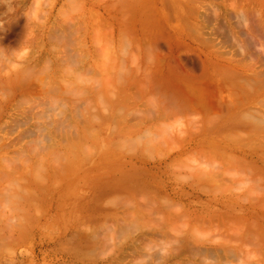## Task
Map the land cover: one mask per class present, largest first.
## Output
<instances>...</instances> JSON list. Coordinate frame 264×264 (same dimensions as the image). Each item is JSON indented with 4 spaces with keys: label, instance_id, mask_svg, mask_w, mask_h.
Masks as SVG:
<instances>
[{
    "label": "rangeland",
    "instance_id": "rangeland-1",
    "mask_svg": "<svg viewBox=\"0 0 264 264\" xmlns=\"http://www.w3.org/2000/svg\"><path fill=\"white\" fill-rule=\"evenodd\" d=\"M42 22H46L47 25L45 26L46 35L51 34L49 38L50 41L47 39L48 42L47 48L49 53L47 57L50 66L49 89L51 91L48 92L47 104L49 106L46 105V107L47 106L50 107V105L51 107L53 106L54 110L53 108L52 109L50 108L52 113L47 117L48 113L51 111H49V108L47 110L45 109L46 110L45 112L47 111L49 112L47 114L45 113L46 115L45 117L47 118H44L43 114L41 115V113H39L40 111H35L41 108L36 106V104L39 105L38 103L40 102L39 99H37L39 97V95H37L39 94V92L36 89V87L35 89L33 88L29 89L33 91V93L37 91L36 95L38 97L35 95H33L32 97L31 95L33 93L31 94L30 93L31 91L29 90H23L21 85L18 86L16 84L15 86H13L14 84L13 85L11 84L13 87H11L10 85V87L8 88L6 86L9 85V83L2 85V82H0L1 83L0 113H4V114L6 113L5 112L6 108L9 106V104H6L7 102L9 103L11 102L13 104V105L10 104L12 105L11 110L8 111L9 113L4 116V120L1 121L2 123L0 122V229L2 230L4 228L3 226L5 225L7 226V223H9L10 226L15 224V226H13L15 228L17 225L23 224L24 226L22 225V227L25 228L24 231H20L16 228L18 231L16 232L17 234L16 233L14 234V237L16 236V238H19L18 241L14 242L15 238L14 241L10 240L9 238L8 241L6 240V243H2L0 245V264H163V263L173 264L175 261H176L175 263L177 264L180 261H182L183 263L185 261L186 264H188V262L191 261L192 259L193 260L191 262L193 263V261L196 258L198 259L203 255L200 256L199 254L197 257L195 256L192 257L191 255L193 254L189 253L191 254L190 257L187 256L188 254V253L186 254L187 251L186 252L183 251L184 253L180 251L182 252L181 255L182 254L183 255L182 256L179 255L180 253L177 252L178 251L177 248H179V250L181 249L180 246L182 244L180 245V243L182 241L181 239H183L182 235L184 236L186 231L189 233L188 234L186 233L185 235L186 236L188 235L187 237L190 239L196 236L193 239L196 241L198 240L202 242L203 240V242L207 241L206 243H211V244L216 243L220 245L228 244L227 246L231 245L232 246L231 248L238 251V253L240 249L244 250V254L241 253L242 252L241 250L240 253L242 257L244 255L246 260L245 259L242 260L244 257L240 258V260L242 261H239V259L237 260L234 259L232 260V262L234 261L232 264H264V253H263L264 242L263 243L261 242L264 236H262V234L260 235V233H262L261 232L262 228L264 231V225H263L264 209L261 210V208H264L263 205L264 196H262L264 195V191L263 193L261 192L262 198L259 197L260 199L259 198L253 199L258 197L257 194L260 193L261 189L264 187L263 180L260 181L262 183L258 182V184L260 183L259 185L261 187L255 184L257 181H259V179L260 180L263 179L260 178V175L261 173H262L261 176L264 175L263 172L264 170L259 171L261 173L254 172L253 174V172H251V169H253L252 171L259 170L257 168L262 167V164L264 165L263 162L264 153H262L264 151V148L262 147L263 151L261 149H258L261 143H258L257 141V137L259 134L258 130L260 129L256 130L258 132L257 133L252 128L248 129L250 127L247 128L245 126L244 127L239 126L238 128V127H232L231 125L228 124L226 127V122H224V120L225 121L231 120V116H232L231 112L229 115L230 117L227 115V113L228 110L233 111V109H231L232 106L230 104H232L233 106L234 104L233 102L232 103L230 102L233 100L240 101L247 97V95L243 91H245L248 88L247 85H249L250 87V85L253 82L252 79L257 78V80L259 81V78L261 77V79L264 80V0H0V78L17 76L18 73L21 72L20 69L21 66H23V62H25L26 59L31 57L34 52H37V50H39L38 45L35 44V47L37 48L36 49L33 46L27 45L26 40L29 39L31 34L35 36L37 35L36 37L38 38V36L44 33V29L43 27H41L43 26ZM145 30L148 32V34H146ZM52 39H54V41ZM49 48L50 49L52 48L51 50L54 53L55 51L59 50V52H57L59 54L57 55V53L55 54L52 53V51ZM66 48L67 49L72 48V50L70 49L71 50L70 51L69 49L67 50ZM66 51H68V53L70 51V54L72 56H74L76 53V56H74L73 60L71 59L70 56L67 55L63 56L64 53L67 54ZM72 51L73 52L75 51L74 54ZM36 55L39 54L36 53ZM55 55H56L55 57L56 59L54 58ZM58 56H61L62 57L61 59L64 60L66 58L63 57H69V58H67L65 61L62 60V63H60L61 59ZM70 59L72 61H70ZM150 59L152 60V62H150L151 61ZM149 62L151 63V67L148 68L146 64L150 66ZM241 63H243L247 67L243 66V64L242 67L238 66L241 65ZM235 64L237 66H234ZM232 66L235 68H233ZM244 67L246 68L247 72H242L245 71ZM151 68L154 71L153 73ZM238 68L240 70H238ZM47 69H48V64H47ZM148 69L149 70L151 69L150 71L152 75L150 74L149 71L145 72ZM229 69L232 70V73L229 72ZM158 70H160L159 73ZM215 70L218 71V73L221 72V74L225 75L224 78L227 76V80H230L229 82L231 83H229V85L227 84L228 82H225L227 85L223 83L222 82L223 76L220 74H219L220 76H218ZM214 71L216 72V74H214ZM238 71L241 72L238 73ZM144 72L149 73L151 76L148 75L146 77L147 74L145 75ZM205 73L207 74L204 75ZM243 73H244V77L248 79L243 80L244 79ZM208 74L212 76L211 77L212 79L210 80L208 79L209 77ZM202 76H204V78ZM233 76L235 77L239 76V77L233 78ZM240 76L243 79L240 78ZM184 77L186 78L187 81L189 80L192 83V85H190L189 82L187 83V81H183L185 80ZM201 77L203 80H201ZM216 77L218 78L220 77L221 81H219L218 78ZM232 78L234 79V81L232 80ZM241 79L243 80L244 83L241 81ZM224 80H226V78ZM182 81L185 84H183ZM218 82L219 83L222 82L221 84H223L224 89L226 88V86H228L227 88L230 90L229 87L231 84L234 85V87H237L236 88L237 90L240 87L241 89L238 90L240 91V93L239 92H238L239 94L234 93L237 92V90L233 91V89L235 90V88H232L230 90L234 93V94L232 93L233 95H231V93L230 94L228 93L230 91H228L227 93H225L226 90L222 92L221 89L223 88L221 84H219ZM247 82L248 83L251 82V84H247ZM259 82H262V80ZM194 83H196L197 90L199 89L200 91L201 90L203 91V89L201 88L202 87L204 88V92L203 94L201 92V94L204 95L203 97L206 96V99L201 97L200 94H198L197 97L200 96L201 98L200 100L205 99L206 101L209 102V106H211L212 105L211 103H213L212 106L215 107L214 108L211 106L213 111L215 110L217 112V110L219 111L223 110V112H219V111L217 112L218 117L217 115L214 116V113H212L213 111L210 110L208 106L207 107L209 111H212L211 114H208L209 111L207 109L206 110L208 112L204 110L205 108H207L206 105L208 104H206L203 101L204 104H206L203 105L202 101H201L202 103H199L200 100L198 98L197 99L193 98L194 94L192 93L194 92V89L192 90L189 89L190 90L189 92L192 91L191 93L187 92L186 88H188V86L195 85ZM201 83L203 86L201 85ZM217 83L220 85L219 87H221L220 88L221 92L219 91L218 93L216 92L219 90L218 89L219 87L217 88L218 86ZM254 84H256V82H253L252 85ZM232 85L231 87H233ZM259 85L262 87L261 84ZM243 86L244 87L247 86L245 87V90H243L244 89ZM257 87L259 86H256V91L258 90L257 92L259 93L258 95L261 99V102L260 101H259L260 103L253 102V100L256 102L257 101L256 99H259L258 95H256V97H254L255 99H253L252 101H248L249 99L252 98V96L250 97L248 94L250 98L249 99L247 98L246 100L247 102H245V104L242 105L244 108L241 107V110H243V113L246 111V113L243 114V117L244 116L246 117L248 115L246 117V120L248 119L257 122V124L260 123L262 125L260 127H262V129L264 130V114H263L264 91L261 94L260 93L261 91H259L261 87H259V89H257ZM61 88L62 90L64 89V91L58 90ZM191 88H195V86ZM21 89H22L21 94L23 93L22 94L23 99L21 97V94L19 93ZM261 89L264 90V88ZM200 91H196L194 93L197 94V92ZM249 91L246 93H250L252 91L255 94H257L256 91H254V89H251L250 92ZM25 92H26V96H24ZM27 92L30 93L31 95L30 94L27 95ZM206 92H209L211 94L212 93L214 94L216 92L218 96L219 93L221 94L224 93L222 96H220V100L221 99L225 100L228 95L229 98L227 97V99H233V97L235 98L237 95H239L240 100L233 99L227 102V105H229L230 107H227V105H225V102L227 100L225 102L222 101V104L217 106L218 102L219 103L221 102L220 100H218L219 97L217 96L218 98L215 99L216 97L215 94L213 98L212 97L213 95H210L209 93L207 94ZM252 92L251 94L253 95L254 93ZM172 93H174L176 96ZM180 93H182V95L183 93H185L184 98L185 100H187L186 102L184 101V98ZM187 94L189 95L188 97ZM171 95L172 97L174 95L177 100L171 98L170 97ZM179 95H181L183 99H181L180 98L181 96L179 97ZM209 95L211 96L210 98H208ZM177 97L183 100L185 104L180 99L178 100ZM189 97H191V99H194L191 100V102L195 100L197 101L193 103L195 104L194 105L195 108H193L191 106V102L188 101ZM112 99H114V101ZM171 100L177 101L178 104L177 106L176 105L175 106L178 107V109H174L175 106H173L174 103L176 104V102H173V105H170L172 104V102H170ZM76 101L79 102L75 103ZM178 101H180L183 106L188 105L190 107L188 106H186L187 108L185 106L183 107L181 103ZM20 102H22V104ZM196 103L199 105H196ZM77 104H79V106L81 107L80 109L78 107L76 109V111L78 110V112H75L73 111L74 110L73 108L74 107L76 108ZM201 104L202 107L205 108L199 110V108H201L200 106ZM32 105H35V108L38 107L34 111L37 114L39 113L38 117H40L41 115L40 119L43 116L44 118L43 121L39 122L38 120L40 119L36 118L35 120L32 121V124L30 125L24 126L25 125L24 124L22 126L21 125L18 126V124L20 123L16 121L19 122L22 121L21 118H23V116L19 115L20 114L19 110L12 111V109L15 107L16 109L24 110ZM66 105L68 107H66ZM180 105L182 106V108H180V110L182 109L181 111L179 110ZM197 106L200 107L196 108ZM71 107L73 108L71 109ZM66 108L71 109L72 111L71 110L69 111L72 114L74 113L72 115L70 112L69 113L67 112L68 114H71L69 120L65 118V116H67V113L63 114V112H60L61 110L63 111L64 109L66 110ZM193 109H197L195 110L196 113L193 112L194 111ZM202 110L203 112L205 111V113L208 114L207 118H206V114L202 115V113H199L202 112ZM253 110L255 111V115L258 116L259 122L257 117L253 114L254 113L252 112ZM236 112L238 111H233L232 113L235 114ZM248 112L251 118L249 114H247ZM11 113L12 115H10ZM60 113H62L64 117L62 115L63 119L61 116L59 119H61V121L63 120L67 122V125L65 124V122H63L67 128L70 127L68 125L69 123H71V121L76 122V123L72 122L73 125L71 123L72 126L69 128L70 132L67 130V128L65 129L63 125L64 128L63 135L68 134L64 136V138L67 139L70 133L71 135L74 134L73 131L71 130H73L74 129L73 127L75 126V128L78 129L79 132L75 131L76 129H74V131L76 133L78 132L79 134H77L78 137H76L77 135L75 133L73 137L75 136V138L78 139L77 141L79 142L76 145V143H74L76 142V140L74 138H73L74 140H72V136L71 137L69 136L68 139L71 140V141L69 140L70 142L67 141L68 139L67 140L65 139V141L67 142L64 141L65 142L64 144L62 142L61 146L57 145L58 148H61L63 150L64 149L67 150L69 145H70L69 148L72 147L71 150H74L73 146L75 147L76 145L74 152L69 151V153H71L70 155L75 154L77 160H75L76 159L75 157L69 159V163L64 160H62L64 162L60 163L59 159L55 161L54 166L56 164H60V165L62 163L65 164V166L63 167H67V168L66 170H64L66 172L63 171L64 173H68L67 169L69 168L73 171L72 173H68L69 174L68 179H66L67 176L65 174L64 176L66 177L63 178H65L66 180L64 179L63 181L62 180L63 178H61L63 187L58 194V197L61 201L58 203L52 202L51 204L50 196L47 199L48 201H43L39 198V197L43 198L44 196H46L49 190L48 188L50 189L54 188V187H49L50 176L53 173L52 168L54 167H50L51 161L49 162L48 159L49 156L48 157L46 156L47 152L46 149H44L46 148L47 145L46 142L49 141V138L51 137L48 131L50 127L44 129L43 125L45 124V120L52 118L53 120H55V118L56 120H58L57 118L59 117ZM78 113L80 114L79 119L76 120L79 121H76L74 118L76 115H78ZM53 114L54 115L58 114L57 115L58 117L52 116ZM106 114L108 115L109 118H107ZM221 114L222 115L226 114L227 117L226 118L225 117L222 118L223 116L219 117L221 116ZM51 116L52 118H50ZM113 117L114 118L120 117V118L119 119L117 118L118 119L117 122V120L115 119L113 120ZM214 117H217L218 121H221L219 122L220 124H218V126H215V124L218 122L215 120L216 118L213 119ZM233 117L234 116H232V118ZM14 118H16V120ZM202 118L206 120L203 121ZM220 118L221 120H219ZM193 120H195L196 122ZM209 120L216 121V122H211L213 124L215 123L214 126L216 127V129L215 131L213 129L215 133H213L211 129L214 126L209 122ZM49 121L46 123L47 127L48 124L50 123ZM61 121L58 120V122ZM68 121L70 122L68 123ZM38 122L41 123L40 127L43 126L41 129L47 131L45 133L49 134L50 137L47 134H45L46 135L45 138L43 137L44 132L40 130L39 127L40 124ZM51 122L53 121L51 120ZM113 122H115V125L117 126H114ZM193 122H195L196 125ZM36 123L39 124L37 127H36L37 125ZM81 123L83 124L81 125ZM183 123H185L186 125H184ZM209 123L211 124V128H209V130L211 129V132L210 131L209 132L212 134H209L207 132L208 131L207 128L208 126H210ZM21 124L23 123L21 122ZM53 125L51 126L54 127ZM88 125H90V127L92 125V127L86 128V126ZM194 125L200 128L198 129L200 132H202L201 136H199L200 134L198 135L195 133L197 127L195 128ZM30 126H32L31 130H30L31 128ZM257 127L260 128L259 126ZM36 128L39 129L41 133ZM201 129L204 131H202ZM234 129H237L236 130L238 131L237 133L241 131L243 133L245 130L246 131L250 130L251 132L253 130L254 132H256L257 134V137H255L256 141L255 138L254 139L251 138L252 140L250 139L251 137V135L249 134L250 131H248L249 133L247 132L250 135V137L246 134V132L243 133V136L245 137V139L248 138L251 140V142L253 141L252 142L253 144L258 143V147H257L258 150L256 149L254 150V147L252 146L253 144L250 145L253 147L252 150L251 148H249V145L248 147L245 148L243 146V143H245L248 140L245 141L242 134H239L241 135V139H240V136L236 134V131L235 132L232 131ZM238 129H241V131ZM255 129L257 128L255 127ZM26 130H30V132L28 131V133L25 134L29 135L32 130H33L32 133L34 134L29 135L28 138L26 136V138L23 139V141L21 140L20 142H17L15 144H13L10 141L9 137L13 136L14 133H20ZM34 130L37 131V134L39 132V135H37L36 132H34ZM115 130H117L116 133L114 132ZM147 130L149 131L148 138L146 136ZM263 130L262 133L264 134ZM131 131L132 133H130ZM227 131L232 132V134H230ZM180 132L182 133L184 132L183 134L186 136V138L184 137V135H182V133L180 134ZM225 132L228 133L227 135L230 134L233 136L231 137L226 136L227 138H225L224 137ZM52 133L57 135V132L55 133L54 129ZM262 133H260V135ZM110 134L113 136H111ZM149 134L152 136H150ZM234 134L237 135L236 137H239L238 138L239 140L235 139L236 142L237 140L239 141V143L237 142L239 145L236 142L232 143L234 139L232 140L231 138H236L234 137ZM256 134L253 133L252 136ZM139 136L141 138L140 142H142L143 140L142 138H144L145 136H146V140L150 138L148 141L152 140V142L148 143L147 141H145L144 138V142L139 144V140L137 141V138ZM46 137H49L47 141H46ZM52 138L50 139L49 142L50 144L56 142L59 143L62 141L61 138H58L56 142H52L51 140L55 141L57 139L54 137V135L52 136ZM59 139L61 140L59 141ZM130 139H132L133 141H130ZM262 139H260L259 141H262ZM119 140H121L120 141L121 147L119 144ZM243 140L244 142H242ZM72 142L75 145H73ZM240 142L242 143V146L240 145ZM251 142L248 141L247 143H251ZM113 143H115L116 146H118L119 144L118 148L117 147L115 148L114 147L115 145ZM224 143H226L227 145H224ZM247 143H245L244 145H246ZM263 144H264V140H263ZM65 145H67L66 146L67 148L65 147ZM231 145H233V147H231ZM119 147L121 148L122 151L119 149ZM235 148L236 150L237 149L238 150L236 151ZM247 148H249L251 151ZM200 149H204V150L201 151ZM215 149H219L216 150L218 151V153L215 151L219 155V157L220 154L222 153V152L219 153V151H225L228 155L229 153L230 155L231 154L234 155V151H235L234 157L233 155L231 156L229 155L232 160L231 163H234V165H232L230 162L229 163L226 162L232 166L231 167L229 165L231 169L228 167L230 169L228 172L229 174L228 175L226 174L227 169L226 170L223 169L225 170L224 174L227 175V176L224 175L226 179L224 178L223 179L225 181H221L222 180L221 177L223 176L218 177L216 176V174L217 175L219 174L218 170H222V169L217 170V167L225 168L228 166L224 162H222V164L223 165L226 164L225 167H223L222 164H219L222 161V157L225 158L228 157V155H226V153L224 152L225 154L224 155L222 154L223 156L221 155L220 157L221 160L217 159L218 162L219 161L220 162L216 163V160H212V158L217 155L213 156L209 153L207 155V151H213ZM215 152L212 153L215 154ZM249 154L251 156H249ZM239 155L241 159L244 157L243 160L240 159ZM250 157L252 158L249 159ZM236 158L238 161L235 160ZM259 158L261 159L263 158V160L258 164L257 159ZM245 159L251 160L252 162L250 163V161L247 160L251 164L249 165V163L246 161L248 164L246 165L248 167L245 168L246 169L249 168L250 171L249 169L245 170V168L239 169L240 167L246 166L245 164H243L246 162H241L242 163L241 164L239 160L245 161ZM224 160L225 159H223V161ZM226 160L228 159L226 158ZM70 161H72L71 162L72 164H70ZM237 162L240 163V167ZM73 163L75 164L78 163L79 166L77 165L74 166ZM68 164H70L71 166L70 165L68 166ZM236 164H238V166H236L237 170L234 169ZM214 165L217 166L216 169L212 168ZM109 167L111 168V170ZM112 167L114 168L112 169ZM145 168H147L151 172V174L152 172L158 174V175L152 174L154 175L153 178L155 179L156 177L157 179L154 180L151 177L152 176L151 174L150 176H146L148 175L147 174L148 172L147 170H145ZM204 168L206 169L212 168L213 170L208 169V170H212V172L210 171V175L215 172L216 174L215 173L214 174L217 178L211 175V177H213V179H211L212 181L210 180V178H209L210 181L207 180V178L209 177L208 175L209 172L206 171L208 177L205 178L204 176L205 173L203 174V176H201L202 173L199 175L196 174L198 179L201 178L199 180H203L205 178L206 181L210 183L216 182L218 183L216 184V186H221V185L223 186L226 183L228 185L226 187L225 184L224 187L226 188L223 190H227V191L222 192V188L224 187L221 186V190L220 187L217 188H219V191H221L222 193L219 191L217 192L218 189L216 190V186L214 187L213 185L212 187L213 189H212L211 188L212 184L211 186L208 184L209 185L208 186L206 182L204 183L201 182L202 184L200 183V185H198L202 188L195 186L199 183H196L198 180L196 176H195V180L193 181L194 179L193 175L195 173H198L197 171L199 169L203 171ZM47 169L51 171V172L49 171L48 176H46L48 171ZM155 170L158 171L159 173L156 172ZM138 171L141 172L139 173ZM142 171L145 173H143ZM222 171H220V173L223 174ZM238 171L241 174H239ZM73 172H75L74 175ZM139 174H141V176L144 179L141 178ZM237 174L240 176L243 175V177L239 178ZM257 174H259L258 177ZM46 177L47 179H49L47 182L48 184L47 183L45 184V180H47ZM126 177L128 178V180H126ZM145 177L146 178L150 177L152 179L151 180L150 178L145 179ZM160 177L161 178L163 177L162 180L166 179V182H164L163 180L162 183V185L164 184V186L162 185L158 186L159 184H161L162 181ZM191 177H193V179ZM130 178L132 183L134 182L135 179L136 182L138 181V178H140V183H143L142 184L143 188L141 187V184L140 185L138 184L139 183L138 181L137 185L134 186L137 187L139 185L140 190L135 189L136 188L135 187L133 191L132 190L133 185L130 181ZM141 179H143L142 182ZM144 180H146L145 183ZM152 180L155 182L157 180L160 181H157L159 182V184H155L153 182L155 184L154 186V184L151 185ZM218 180L219 182H217ZM122 181L123 182L130 181L131 186L130 183H128L129 185H126V189L127 190L130 189L129 191H127L126 189L121 190L125 188V184H126L123 183ZM147 181L149 182L150 186L149 188L146 189L147 187L146 185L148 184ZM105 182L109 184L111 183L113 186L112 187L111 185L108 186ZM120 182H122V185L120 184ZM135 182L133 184H135ZM244 182L246 183V185ZM44 184L48 185L45 186V189H44ZM103 185L105 187L101 188ZM143 185L146 187H144ZM203 185L205 186V188L206 185L209 188H211L209 191L211 192L213 191L212 192L213 194L211 193L212 194L211 195L209 194L210 192L209 193L206 192V190H208L209 188L207 187L208 189L206 188V190H204ZM243 185H245V187L248 189L243 188L244 187ZM55 186H58V184ZM67 186L69 187L67 188ZM119 186L121 187L124 186V188H121L119 190ZM127 186L132 187V189L127 188ZM157 186L162 189L160 188L158 189ZM249 186L251 190L249 189ZM65 187L67 188V190L65 189ZM163 187H166V189ZM144 188L146 189L147 192L151 193V194L148 193L149 194L148 197H151L150 195H152L156 198L155 199L156 200L155 202L157 204L156 206L154 205L155 202H153V205L151 204L148 205V208L144 206L143 203L146 199L145 200L143 199L147 198L146 196L148 195L147 194L145 196V194L143 193V191L145 192ZM231 188L233 190L235 189L236 192L242 188L244 190L246 189V191H244V193L238 192L240 195L239 194L235 195V192L232 191ZM99 189H101V191ZM149 189L150 191H148ZM163 189L165 193L162 192V194L161 193L159 194V192L163 191ZM214 189L216 190L215 192L218 193L217 195L216 194L214 195ZM257 189H260V191L258 190L259 191L258 192ZM155 190L156 191L160 190V191L156 192ZM138 191L140 192L138 193ZM7 192L8 195L6 196ZM121 192L124 194L127 193V195L125 194L124 196ZM129 192L132 194V197ZM141 192L145 197L140 198L139 201L143 200L142 201L143 203H139V201L137 202L138 199L137 197H134L135 200L132 199L134 194L138 195L139 197L142 194ZM167 192L169 194L174 193L175 195L180 197L181 200H177V202L174 203V206L177 205V203L178 206H180L181 208L184 205L187 206V208L185 207V211L187 209V212L184 211L183 213L185 214L187 213L189 220H187L186 218L187 215L186 216L184 214L181 215L182 210L184 209L183 207L182 210L179 209L181 212L179 216L178 214L173 213L174 216L175 215L178 216L177 218L178 220L174 217L175 221L173 220V222H177L178 224L174 223L177 225H171L170 219H173V217L172 218L169 217L170 213H172L174 210L176 211L177 208L176 206L175 207L173 206L171 208L173 211L166 212L168 210L166 209V207L170 204V202H168L166 199L168 204H165L166 206L165 207L164 206L165 200L162 199L166 198L165 195H167ZM203 192L206 194H204ZM230 192H234V195L233 193ZM117 193H119L120 195L118 196ZM247 193L249 195H251L252 193L256 194L255 197H248L249 200L253 199L254 201L252 200L250 202L240 201L245 194L247 195ZM160 195L162 196V199L160 198L161 197ZM98 196H101L99 198L102 199L104 198V196L107 197L106 199H111L108 197L113 196L111 200L113 199L117 200L121 196L123 198L125 197L124 199H126L129 196L131 197L132 202L130 198L129 197L128 198L132 203V205H135L133 203V200L136 201L137 206L135 205L134 207L135 208L138 207V209L137 208L136 210L132 209L134 207L130 204L128 198L127 200L129 203L127 204V200H123V205L120 202L122 199L121 200L118 199L117 202L115 201L112 202L111 200H108L109 203L112 202L111 205L109 203L104 204L107 201L104 199V203L103 204L100 203L102 206L99 204L101 207L100 208L97 205L98 202L96 203L97 201L96 198H98ZM187 196H189L188 198L190 199H187ZM36 198L38 199L35 201ZM244 198L242 200H244ZM79 199H83V200L80 201ZM255 200H257L258 202H256ZM74 201H78V205L71 204V202ZM160 201L161 203H159ZM179 201H181L182 204L184 203V205H182L181 202ZM252 202L254 204H252ZM140 204H143L142 205L144 206L142 207L143 209L147 208L146 210L148 212H146V214H143L144 213L143 210L141 212ZM161 204H163L164 207ZM170 205L172 206V204ZM153 207L155 211L153 210ZM127 209L129 212L131 210L133 212L130 213L128 211L126 212ZM203 209L212 216L210 215L211 217H209L208 213L206 214V212ZM135 211L137 212L135 213ZM201 212L204 215H202ZM199 213L203 216V217L201 216L202 219L207 217L206 219L209 221H207L206 219L202 220L199 218L200 221L202 220L205 222L206 220L205 223L207 225L208 223L209 224L212 223L213 225L217 221L218 223L220 221V223L219 224L216 223L217 225H213L215 226L214 230L213 228L211 229V225L205 227L206 229H204L203 226L205 223L202 222L201 224V222L198 220L197 217ZM229 214L233 215L231 217L232 221L230 220L231 223H229L227 218ZM165 216L170 218L168 220L170 223L169 225L168 223L166 224V222H168L167 221L168 218L165 219L164 218ZM171 216L173 215L171 214ZM184 216L186 218L184 221L189 223L187 225V223L185 222L186 224L184 223L182 226L181 223L183 219L181 218H184ZM213 216H214L213 221H215V223L212 221ZM215 216L218 220L217 219L215 220ZM238 216H240V218H243V221L245 223L247 222L246 223L247 225L245 226L246 230L242 229V231L245 230L244 231L245 233L244 232L239 233L241 228L240 230L235 229V226L236 228L239 226L237 224V221L241 220V219L237 220ZM221 217L222 219L220 220L219 218ZM180 219L181 222H178ZM28 220H30L31 222L34 221L33 227H32V223ZM253 220L254 222L256 220L255 224L258 223L257 227L259 229V230L254 229L253 231L255 232L256 230L260 232H255V233L250 232L249 234V231H252L250 229V226L252 224L251 221L253 222ZM196 222L198 223L197 226L195 225ZM244 222H242L241 220V222L238 223H241L243 228H245L243 225L245 224ZM199 223L203 226H201ZM232 223H234V225ZM193 224L195 225V227ZM220 224L223 225V227H225L227 230L229 228L231 230L228 231L226 229L224 230L222 226L220 228ZM255 224L253 223L254 226ZM159 225L169 226V227H163V226L161 227ZM258 225H260V227ZM124 227L126 229H124ZM152 227L161 228V230L163 228L164 229L169 228L170 231L167 232L168 233L171 232V233L170 235H168V233H166L165 235L164 232H166V229L165 231H159V229L156 228L158 231L156 229L153 230L154 231L156 230V232L158 233H162V234L164 233V234L163 236H161L162 234H160L159 236L158 233L155 235L152 233L154 232L152 230ZM148 230L152 232L148 234L147 233ZM219 231L221 232L219 233ZM96 232L98 233L99 236L98 240H96L97 237ZM190 232L192 235L190 234ZM224 232L226 233L227 236L229 235L230 239L232 238V240L228 241L229 237H227L228 240H225L226 238L222 240L223 238L222 236L224 235ZM235 232L236 235L239 233L241 238L233 241V238L235 237L233 234ZM146 233L147 235H145ZM251 233L255 235L259 233V237L261 236L260 239H258L259 237L257 235H256L257 237L254 235L255 239L253 240L254 236L252 238ZM142 234H144L143 236H147L148 238L151 236V238L153 239L150 240L151 238L150 239L146 238L148 239L147 241L144 240L142 241V239H144L141 238L143 237L141 236ZM246 235L248 237H246ZM164 236H166L168 239L165 238L164 240V238H160ZM168 236L173 239L171 238L169 239ZM177 237L180 239V243L178 242L179 244L178 246H176L175 251L179 254L175 252L174 255L176 256L178 255L180 257L175 256V258H172L174 257L173 255L174 253L173 251L175 249L174 245H176L174 240L176 241V239H178ZM198 238H200V240ZM212 239L215 241H213ZM220 239L222 241H220ZM256 240L258 241L255 242ZM1 241L3 240H0V242ZM217 241L220 242L217 243ZM224 241L226 242L223 244ZM241 242L244 243L241 244ZM253 242L257 244L254 245ZM259 242L260 244H263V246H261ZM133 243L136 245V247L140 246V248L139 247L136 248L137 251L134 250L133 247L135 246L132 245ZM256 246H258L259 248H257ZM159 251L160 254L158 253ZM171 251L173 253H171L170 256L171 260H170L169 255ZM154 252L156 253L157 256L160 255L161 257H155ZM167 255L168 258H165L167 257ZM184 255L185 258H181ZM207 255L208 254L204 255L203 258H199L198 260L202 259L200 261L203 264V260L205 259L204 264L206 263L208 264V261L211 260L213 256V258L214 257L215 258L213 259V263L210 262L211 264H215V262L216 264H219L217 263L220 261L219 259H222L221 260L222 262L220 261L221 264H223V261H225V263L226 262L231 263V260L228 261L222 257L215 255H210V256ZM205 256L208 257L209 259L208 261H206L207 257ZM161 261L163 263H160ZM244 261L245 262L248 261L249 263L248 262L244 263ZM182 262H180L179 264H181Z\"/></svg>",
    "mask_w": 264,
    "mask_h": 264
},
{
    "label": "bare ground",
    "instance_id": "bare-ground-1",
    "mask_svg": "<svg viewBox=\"0 0 264 264\" xmlns=\"http://www.w3.org/2000/svg\"><path fill=\"white\" fill-rule=\"evenodd\" d=\"M42 24H43V26H41ZM42 24H41L40 26L43 27V29H44V33H43L42 35L38 36V38L36 37L37 35L35 36V35L31 34V36L29 37V39L26 40L27 45H29V46H33L34 48H36V47H35V44H36V45H38L39 50H37V52H34L33 55H32L31 57H29L28 59L25 60V62H23V66H21V69H20L21 72H19L17 76H15V77H13V76H9L8 78H7V77H6V78H0V82H2V85H3V84L5 85V84L9 83V85L6 86V87H8V88L10 87L11 84H12V85L14 84L13 86H15V85L17 84L18 86L21 85V87H22L23 90H29V89H32V88L35 89V87H36V89H37L38 92H39V94H37V95H39V97L36 95V92H37V91L33 93V91L29 90V91H31V92H30L31 94L33 93L32 95H31L30 93H28L29 91L27 92V95L30 94L32 97H33V95H35V96L38 97L37 99H39L40 102L38 103L39 105L36 104V106L41 107V108H39V110H35L36 108H38V107L35 108V105H32V106H30V107H28V108H26V109H24V110L16 109L15 107L12 109V111L19 110V112H20L19 115H20V116H23V118H21L22 121H20V122H19V121H16V122L20 123V124L17 123L18 126H19V125L22 126V125H24V124H25L24 126L30 125V124H32V121L35 120L36 118L40 119V117H41L42 114H43L44 118H47V117L52 113L51 109L53 108V110H54V107H53V106L51 107V105H50V107H48L49 105L47 104V103H48V102H47V101H48V100H47L48 92L51 91V90L49 89V83H50V77H49V71H50V70H49V69H50V66H49V62H48L49 60H48V57H47L48 54H49V53H48V48H47V45H48L47 39L50 41L49 38H50L51 34L46 35V33H45V32H46V28H45V26H47V25H46V22H42ZM147 30H148V29H147ZM145 32H146V34H148V32H147L146 30H145ZM145 32H144V34H145ZM180 32H181V31H180ZM51 38H52V37H51ZM53 38H54V37H53ZM52 40L54 41V39H52ZM40 41H41V42H40ZM39 42H40V43H39ZM53 43H54V42H53ZM48 47H49V46H48ZM36 49H37V48H36ZM49 49H50V48H49ZM51 49H52V48H51ZM51 49H50V50H51ZM66 49H67V48H66ZM66 49H65V50H66ZM68 49H69V48H68ZM68 49H67V50H68ZM70 49L72 50V48H70ZM70 49H69V50H70ZM71 50H70V51H71ZM51 51H52V50H51ZM70 51H69V53H68V51H66L67 54L64 53L65 51L63 52L64 54H63V53H61V54H63V56H64V55H65V56H66V55H67V56H70L71 59L73 60V59H74V56H76V53H75L74 56H72V55L70 54ZM57 52H59V50H58V51H55V53H57ZM72 52H73V51H72ZM74 52H75V51H74ZM74 52H73V54H74ZM36 53H38L39 55H36ZM52 53H54V52L52 51ZM55 53H54V54H55ZM58 54H59V53H57V55H58ZM68 54H69V55H68ZM61 56H62V55H61ZM61 56H58V57L61 59V58H62ZM55 57H56V55L54 56V58H55ZM72 57H73V58H72ZM59 58H58V59H59ZM63 58H66V59H67V58H69V57H63ZM55 59H56V58H55ZM66 59H65V60H66ZM71 59H70V61H72ZM147 59H148V58H147ZM62 60L65 61L64 59H61V61L59 60L60 63H62ZM150 60H151V59H150ZM150 60H149V61H150ZM147 61H148V60H147ZM150 62H152V60H151ZM150 62H149V65H150V66H148V65L146 64V66H147L148 68L151 67V63H150ZM146 63H148V62H146ZM47 64H48V69H47ZM237 64H238V63H237ZM242 64H243V63H241V65H238V66H241V67H242ZM230 66H231V65H230ZM234 66H237V65L235 64ZM243 66H245V65L243 64ZM57 67H58V66H57ZM59 67H60V66H59ZM232 67H233V66H232ZM245 67H247V66H245ZM245 67H244V70H245V71H242V72H247ZM229 68H231V67H229ZM233 68H235V67H233ZM233 68H232V70H233ZM145 69H147V68H145ZM151 69H152V68H151ZM151 69H150V70H151ZM150 70L148 69V70H146L145 72L149 71L150 74H151V71H150ZM232 70L229 69V72L232 73ZM238 70H240V69L238 68ZM247 70H249V69H247ZM215 71H216V70H215ZM215 71H214V74H216V72H217V75H218V76H220V75L223 76V77L221 76V77L223 78V80H222L223 83L228 82V83H227L228 85H229V83H231V82H229L230 80H227V76L225 77L226 80H227V81H226V80H224V79H225V78H224L225 75L221 74V72L218 73V71H216V72H215ZM219 71H220V69H219ZM235 71H237V70H235ZM145 72H144V73H145ZM153 72H154V71H153V69H152V73H153ZM156 72H157V71H156ZM159 72H160V70H158V73H159ZM240 72H241V71H240ZM240 72L238 71V73H240ZM235 73H237V72H235ZM146 74H147V75H146ZM150 74H149V73H145L146 77H147L148 75H150ZM154 74H155V73H154ZM156 74H157V73H156ZM206 74H207V73H205L204 75H206ZM219 74H220V75H219ZM151 75H152V74H151ZM151 75H150V76H151ZM211 75H212V74H211ZM236 75H237V74H236ZM50 76H51V75H50ZM154 76H155V75H154ZM158 76H159V75H158ZM208 76H209V77H208L209 80L212 79V78H211L212 76H210L209 74H208ZM241 76H242V75H241ZM241 76H240V78H242ZM245 76H246V73H245ZM202 77L204 78V76H202ZM202 77H201V80H203ZM236 77H239V76H236ZM236 77L233 76V78H236ZM206 78H207V77H206ZM206 78H205V79H206ZM216 78H218V77H216ZM233 78H232V80L234 81ZM240 78H239V79H240ZM243 78H244V79H243ZM243 78H242L243 80L248 79V78H245V77H244V73H243ZM184 79H185V80H183V81H187L185 77H184ZM205 79H204V80H205ZM242 79H241V81L243 82ZM254 79H255V78H254ZM254 79H252L253 82H256V84H257V82H258L257 85H256V84H254V85L261 87V86L259 85V84H261V85H262L261 88H264V84H262V83H264V80L261 79V77L259 78V81L262 80V82H259V81L257 80V78L255 79L256 81H255ZM260 79H261V80H260ZM195 80H196V79H195ZM195 80H194V82H195ZM201 80H200V81H201ZM209 80H208V81H209ZM216 80H217V79H216ZM218 80L221 81V78L219 77ZM252 80H250V81H252ZM183 81H182V83L185 84ZM198 81H199V79H198ZM211 81H213V80H211ZM214 81H215V80H214ZM246 81H247V80H246ZM5 82H6V83H5ZM188 82L190 83V85H192V83H191L189 80L187 81V83H188ZM204 82H207V81H204ZM222 82H221V83H222ZM253 82H252V84H253ZM196 83H197V81H196ZM196 83H194L195 85H193V86H188V88H186L188 93H191L192 91H191V92H189V91L192 90V89H194V92H196V91H200L199 89L197 90ZM218 83H219V82H218ZM218 83H217V84H218ZM221 83H219V84H221ZM243 83H244V82H243ZM199 84H200V83H199ZM219 84H218L217 88L220 86ZM225 84H226V83H225ZM225 84H224V85H225ZM227 84H226V85H227ZM247 84H251V82H250V83L247 82ZM247 84H246V85H247ZM252 84L250 85V87H249V85H247L248 88H249V89L247 88L248 90L246 89L247 91L245 90V87H247V86H245V87L243 86V87H244L243 90H245V91H243V92H245V94L247 95V97L244 98L245 100H244V99L240 100V96H239V95L236 96V94H237L238 92L240 93V91H238V90H240L241 88L238 86L239 89L237 90V89H236L237 87H234V85H232V84H231V85H232L233 87H231V85H230L229 88H230V90H231L232 88H235V90L233 89V91H236V90H237V92H234V93H236L235 96H236L237 98H236V97L234 98L233 96H232V97H233V99H239L240 101H238V100L236 101V100H233V99H227V97H228L229 95L226 97L225 100H222V99L220 100V96H222L224 93H223V94L219 93V96H218V94H216V92H217V93H218L219 91L221 92V90H222V92H224V91L226 90L225 93H227L228 91H230V90L227 88L228 86H226V85H225L226 88L224 89L223 84H221V86H222V88H223L224 90H223V89L220 90L221 87H219V88H218L219 90L216 91L214 94L216 95L215 99L219 97L218 100L221 101L220 103L218 102V105H217V106H219L220 104H222V101L225 102V101L227 100V101L225 102V105H227V102L233 100V101L230 102V103L233 102V104H234V106H233L232 104H230V105L232 106L231 109H233V111H238V112H236V113L234 114V113H232V112H233L232 110H231V111L228 110V113H229V114L227 113V115L229 116V115H230V112H231L232 116H234V117L232 118V116H231V120H226V121L224 120V122H226V127H227V125L229 124V125H231L232 127H238V128H239V126H242V127L245 126V127H247V128L250 127V128H248V129H251V128H252V129L255 130V131L258 130V129H260L261 131L258 130V131H259L258 137H259L260 139L263 138L262 141H259L260 139L257 137V134H256L257 131L254 132V131L252 130V132H251L250 130H247V131L245 130L243 133L246 132V134H247L249 137H250V135H251L250 139H251V138L254 139L255 137H257V141H258V143H261V145H262V144H263V140H264V134L262 133V130H263V129H262V127H260V126H262V125H261L260 123L257 124V122H254V121H251V120H248V119L246 120V117H247L248 115H247L246 117H245V116L243 117V114L246 113V111L243 113V110H241V107H243L242 105L245 104V102H247V101H246L247 98L249 99V98L252 96V98L248 100V101H252L253 99H255L254 97H256V95L259 94V93L257 92L258 90L256 91V86H254V85H252ZM0 85H1V83H0ZM12 85H11V87H13ZM197 85H198V84H197ZM201 85H202V83H201ZM243 85H244V84H243ZM186 86H187V85H186ZM194 86H195V88H191V87H194ZM202 86H203V85H202ZM235 86H237V85H235ZM240 86H242V85H240ZM199 87H201V86H199ZM205 87H206V85H205ZM254 87H255V88H254ZM259 87H257V89H259ZM0 88H1V87H0ZM182 88H183V87H182ZM215 88H216V87H215ZM217 88H216V89H217ZM261 88H260V89H261ZM22 89H21L20 92H19L20 94H21ZM54 89H55V88H54ZM189 89H190V90H189ZM201 89H203V91L201 90L200 92H197V94H195L194 92L192 93V94H194V95H193V96H194V97H193L194 99H195V98H196V99L198 98L199 100L201 99L200 96L197 97L198 94H200L201 97L204 96V95H202L203 92H204V88L202 87ZM207 89H208V88H207ZM216 89H214V90H216ZM227 89H228V90H227ZM251 89H254V91H256L257 94H255L254 92H252L253 90L251 91ZM260 89H259V91H261L260 93L262 94V92H263L264 90H263V89L260 90ZM58 90L61 91L62 88H61V89H58ZM205 90H206V89H205ZM249 90H250L252 93H254V94L252 95L251 92H250ZM15 91H16V90H15ZM52 91H53V90H52ZM60 91H58V92H60ZM62 91H64V89H63ZM241 91H242V90H241ZM248 91H249L250 93H246V92H248ZM17 92H18V91H17ZM23 92H24V91H23ZM201 92H202V94H201ZM213 92H214V91H213ZM62 93H65V92H62ZM206 93L208 94L209 92H206ZM228 93H229V94L231 93V95L234 94L232 91H230V92H228ZM232 93H233V94H232ZM239 93H238V94H239ZM22 94H23V93H22ZM22 94H21V97L23 96ZM24 94H25L24 96H26V92H25ZM172 94H174V93H172ZM180 94L182 95V93H180ZM192 94H190V95H192ZM209 94H210V95H213L212 97L214 98L215 95H214L213 93H212V94L209 93ZM220 94H221V95H220ZM248 94H249L250 97L248 96ZM174 95H175V94H174ZM174 95H173V97H172V95H171L170 97L173 98V99H176V98H175L176 95H175V96H174ZM181 95H179V97H180ZM184 95H185V93H183V95H182L183 98L185 97ZM195 95H196V96H195ZM205 95H206V94H205ZM210 95H209V97H208V96H207V97L210 98V97H211ZM182 96L180 97L181 99H183ZM188 96H189V95L187 94V97H188ZM217 96H218V97H217ZM28 97H29V96H28ZM187 97H186V99H187ZM191 97H192V96H191ZM191 97H189L190 100H189V98H188V101H190V102H191V100H194V99H191ZM223 97H224V96H223ZM223 97H221V98H223ZM230 97H231V96H230ZM258 97H259V95H258ZM261 97H262V96H261ZM30 98H31V97H30ZM177 98H178V97H177ZM180 98H178V100H179ZM203 98L206 99V96L203 97ZM203 98H202V99H203ZM224 98H225V97H224ZM228 98H229V97H228ZM22 99H23V97H22ZM114 99H115V98H114ZM114 99H112V100L114 101ZM181 99H180V100H181ZM205 99L200 100L199 103H202V102L204 101V102H205L206 104H208V105L204 104V102H203V105H206V107L208 106V107L210 108V110H212V107H214V106H212L213 103H211V104H212V105H211L212 107H211V106H209V102L206 101ZM259 99H260V97H259ZM259 99H256V100H257L256 102L253 100V102H254V103H257V102L260 103V102H261V99H260V100H259ZM176 100H177V99H176ZM199 100H198V101H199ZM218 100H215V101H218ZM20 101H21V99H20ZM181 101H182V102H184V101L186 102L187 100H185V98H184V101H183V100H181ZM201 101H202V102H201ZM234 101H235V102H234ZM259 101H260V102H259ZM28 102H29V101H28ZM78 102H79V101H78ZM78 102L76 101L75 103H78ZM170 102H172V104H170V105H173V102H176V104L174 103L173 106H175V105L177 106V104H178L177 101H174V100H173V101L171 100ZM178 102H180V101H178ZM185 102H184V104H185ZM194 102H197V101L195 100V101L191 102V106H192L193 108H195V106H194L195 104H193ZM207 102H208V103H207ZM20 103L22 104V102H20ZM23 103H24V102H23ZM75 103H74V104H75ZM180 103H181V102H180ZM180 103H179V104H180ZM215 103H216V102H215ZM6 104H9V106L6 108V111H5L6 113H5V114H4V113H0V122H1L2 120H4V116H5L6 114L9 113L8 111L11 110V107H12V105H13L11 102H10V103L7 102ZM6 104H5V105H6ZM10 104H12V105H10ZM186 104H187V103H186ZM188 104H189V103H188ZM192 104H193V105H192ZM27 105H28V104H27ZM46 105H48V106L46 107ZM181 105H182V103H181ZM181 105H180V107H179V110H180V108H182V106H183V105H182V106H181ZM196 105H199V104L196 103ZM223 105H224V103H223ZM257 105H259V104H257ZM6 106H7V105H6ZM18 106H19V105H18ZM18 106H17V107H18ZM74 106H75V105H74ZM176 106H175V108H174V107H173V108H174V109H178V107H176ZM178 106H179V105H178ZM184 106L186 107V106H188V105H184ZM184 106H183V107H184ZM200 106H201V108H199ZM200 106H197L196 108H199V110L202 109V108H205V107H202V104H201ZM21 107H22V106H21ZM66 107H68V106L66 105ZM78 107H79V109H80L81 106H79V104H77V105H76V108H75V107H74V108L71 107V109L73 108V109H74L73 111L78 112V110L76 111V109H77ZM188 107H190V106H188ZM208 107L205 108L204 110L207 109V110L209 111ZM227 107H230V106L227 105ZM234 107H235V108H234ZM256 107H258V106H256ZM48 108H49V111H51V112H49V111L45 112ZM50 108H51V109H50ZM186 108H187V107H186ZM214 108H215V107H214ZM243 108H244V107H243ZM245 108H246V107H245ZM40 109H41V110H40ZM45 109H46V110H45ZM71 109L66 108V110L64 109L65 112H64L63 110H61L60 112H63V114H64V113L66 114L67 112L69 113V112H70L69 110H71ZM183 109H184V108H183ZM188 109H189V108H188ZM225 109H226V107H225ZM229 109H230V108H229ZM234 109H236V110H234ZM34 110H35V111H40V112H39V113H41L40 117H38V116H39V115H38L39 113L37 114ZM67 110H68V111H67ZM181 110H182V109H181ZM181 110H180V111H181ZM193 110H194L193 112H195V110H197V109H193ZM207 110H206V112H208ZM220 110H221V109H220ZM257 110H258V109H257ZM12 111H11V112H12ZM71 111H72V110H71ZM212 111H213V110H212ZM212 111H209L208 114H211ZM214 111H215V110H214ZM214 111H213L212 113H214V116H215V115H217V112H218L219 110H217V112H216V111L214 112ZM34 112H35L36 114H35ZM48 112H49V113H48ZM81 112H82V111H81ZM198 112H199V111H198ZM219 112H223V110H222V111H219ZM252 112H254L253 114L255 115V111L253 110ZM252 112H251V113H252ZM45 113H46V114L48 113L47 117H45V116H46ZM68 113H67V116H68V115H69V116H68V117L65 116V118H67V120H69L70 115L72 114L71 112H70L71 114H68ZM79 113H80V112H79ZM79 113H78V115H76L77 117L75 116V118H74L75 120H76V119H79V115H80ZM187 113H188V111H187ZM189 113H190V112H189ZM195 113H196V112H195ZM199 113H202V115L206 114V118L208 117V114L205 113V111L203 112V110H202V112H199ZM215 113H216V114H215ZM225 113H226V111H225ZM14 114H15V112H14ZM58 114H59V113H58ZM58 114H56V115L53 114L52 116H55V117H56ZM63 114L60 113L59 117L57 116V117H58L57 119H58L59 121H61V119H59V118H60V116L62 117ZM73 114H74V113H73ZM73 114H72V115H73ZM75 114H76V113H75ZM81 114H82V113H81ZM218 114H219V113H218ZM222 114H223V113H222ZM222 114H221V116H219V117H222V116H223L222 118H224V117L226 118V117H227L226 114H224L225 116L222 115ZM247 114H249V112H248ZM263 114H264V113H263ZM10 115H12V113H11ZM82 115H83V114H82ZM106 115H107V114H106ZM111 115H112V114H111ZM219 115H220V114H219ZM7 116H8V115H7ZM13 116H14V115H13ZM43 116H42V118L40 119L41 121L38 120L39 122H42V121H43V119H44ZM52 116H51L50 118H52ZM211 116H212V115H211ZM249 116H250V114H249ZM255 116L257 117L258 122H259V118H258V116H257V115H255ZM261 116H262V115H261ZM10 117H11V116H10ZM10 117H8V118H10ZM16 117H17V115H16ZM55 117H54V118H55ZM63 117H64V115H63ZM63 117H62V119H63ZM81 117H82V116H81ZM202 117H203V116H202ZM217 117H218V115H217ZM217 117H214V118H213V119L216 118L215 120L218 122V123H216V124L214 123L215 126H218V124H220L219 122H221V121H218V118H217ZM229 117H230V116H229ZM5 118H6V117H5ZM12 118H13V117H12ZM88 118H89V117H88ZM107 118H109L108 115H107ZM117 118H118V117H116V118L113 117V120L115 119V120H117V122H118V119H119L120 117H119L118 119H117ZM199 118H200V117H199ZM250 118H251V116H250ZM14 119L16 120V118H14ZM229 119H230V118H229ZM49 120H50V121H49ZM51 120H52L53 122H51ZM58 120H56V118H55V120H53V118H52V119L45 120V124H46L48 121L50 122V123L48 124V127H47V124H46V125L44 124L43 126H44V129L50 127L49 130H48V129H47V130L49 131V134H50L51 137L49 136V134L45 133V132H47V131H44L43 129H41V128L43 127V126L40 127V126H41V123L38 122L40 125H39L38 123H36V124H37L36 127L39 125L40 130H42V132H44V133H43V135H44L43 137L45 138V136H46L45 134H47V135L50 137V138H49V137H46V141H47L48 138H49V141H47L48 143L46 142L47 145H46V148H44V149H46V152H47L46 156H47V157L49 156V157H48L49 162L51 161V162H50V164H51L50 167H54V168H52V172H53V173L51 174V176H50V174H49V176H50V181H49V182H50V185H49V187H54V188H53V189L48 188V189H49V190H48V193L45 192V193H47V194H46V196H44L43 198H41V197H39V196H38V197H39L41 200H43V201H48L47 199H48V197L50 196V197H51V204H52V202H55V203L57 202V203H58V202L61 201V200L59 199V197H58V194H59V192L61 191V189H62V187H63V183H62L61 181H62V180L64 181L65 178H63V177H66V176H67L66 179H68V176H69L68 173H72V171H73V170H71V169L69 168L70 171H69V169H67V170H68V173H64V172H66V171H64V170H66V168H67V167H63V166H65V164H63V163H62L61 165H60V164H56L57 166H56V165L54 166L55 161H57V160L59 159L60 163H61V162H64V161H66V162L69 163V159H71V158H75V157H76L75 154H74V155H70L71 153H69V151H70V152H74L75 147H76L77 143L79 142V141H77L78 139H76L75 136L73 137V135L76 133L75 131H78V129H76L75 126H74L73 128L76 129V130H75V131H74V129L71 130V131H73L74 134H73V135H71V133L69 134L70 137L72 136V140H74V139L76 140V142L73 141L74 143H76V145L72 142L73 145H75V147L73 146V149H74V150H71L72 147L69 148L70 145L68 146V148L66 147L67 145H65V147L67 148V150H66V149L63 150V149L57 147V145H58V146H61V145H62V144H61L62 142H63V144H64V143L67 142V141H68V142L71 141L70 139H68L69 136L67 137L68 140H67L66 138H64V136H66V135H68V134H66V135L64 134V135H63V132H64L63 129H64V128H65V129L67 128V127H66L67 122H66V121H63V120H62L61 122H58ZM64 120H65V119H64ZM70 120H71V119H70ZM196 120H197V118H196ZM202 120L205 121L206 119L204 120V118H202ZM207 120H208V119H207ZM211 120H212V119H211ZM219 120H221V118H220ZM54 121H56V122H54ZM76 121H79V120H76ZM92 121H93V120H92ZM190 121H191V120H190ZM193 121H195V120H193ZM216 121H210V120H209L210 123H211V122H216ZM21 122H22L23 124H21ZM63 122H65L66 125H65ZM69 122H70V121H68V123H69ZM72 122L76 123L75 121H71V123H72ZM81 122H82V121H81ZM105 122H106V121H105ZM195 122H196V121H195ZM195 122H193V123L196 125ZM222 122H223V121H222ZM1 123H2V122H1ZM71 123H69L68 126L71 127V126L73 125V123H72V125H71ZM78 123H79V122H78ZM78 123H77V124H78ZM181 123H182V122H181ZM210 123H209V124H210ZM53 124H55V125H53ZM82 124H83V123H81V125H82ZM107 124H108V123H107ZM113 124H114V126H117V125H115V122H113ZM183 124L186 125L185 123H183ZM190 124H192V123H190ZM211 124H213V123H211ZM211 124H210V126H208V128H207V130H208L207 132H208L209 134H212V133H210V132H211V129H212V131H213V129H214V131H215V129H216V127L214 126V124H213L214 127L211 128ZM222 124H223V123H222ZM224 124H225V123H224ZM51 125H53L54 127H52ZM63 125H64V128H63ZM92 125H93V124H92ZM92 125H91V127H92ZM195 125H194V126H195ZM198 125H199V123H198ZM45 126H46V127H45ZM78 126H79V125H78ZM114 126H113V127H114ZM190 126H191V125H190ZM194 126H193V127H194ZM201 126H203V125H201ZM219 126H220V125H219ZM222 126H223V125H222ZM257 126H259L260 128H258ZM30 127H31V128H30ZM30 127H29V128H30V130H31V129H32V126H30ZM33 127H34V125H33ZM70 127L67 128L68 131H69V128H70ZM76 127H77V126H76ZM79 127H80V126H79ZM87 127H88V128H91L90 125L86 126V128H87ZM113 127H112V128H113ZM196 127H197V128H196ZM223 127H224V126H223ZM255 127H256L257 129H255ZM77 128H78V127H77ZM112 128H111V129H112ZM114 128H115V127H114ZM195 128H196V132H195V133L198 134V135L200 134L199 136H201V133H202V132L199 131L200 128H199L198 126H195ZM198 128H199V129H198ZM209 128H211V129L209 130ZM221 128H222V127H221ZM228 128H230V127H228ZM228 128H227V129H228ZM240 128H241V127H240ZM36 129H37V128H36ZM36 129H35V130H36ZM53 129H54V132H55V133L57 132V135H55L54 133H52ZM115 129H116V128H115ZM197 129H198V131H197ZM224 129H225V128H224ZM227 129H226V130H227ZM231 129H232V128H231ZM231 129H230V130H231ZM30 130H26V131H24V132H20V133H14L13 136L9 137V139H10V141H11L13 144H15V143H17V142H20L21 140L23 141V139H25L26 136H27V138H28L29 135L34 134V133H32L33 130L31 131V133H30L29 135H28V134H25V133H28V131L30 132ZM35 130H34V132H36V134H37V131H35ZM37 130H39V129H37ZM40 130H39V132L41 133ZM61 130H62V131H61ZM117 130H118V127H117ZM117 130H115L114 132L116 133ZM201 130H202V129H201ZM236 130H237V129H234V130H232V131L235 132ZM238 130L241 131V129H238ZM60 131H61V132H60ZM194 131H195V129H194ZM202 131H204V130H202ZM209 131H210V132H209ZM214 131H213V133H215ZM248 131H250V133H249ZM39 132H38L37 135H39ZM58 132L61 133V134H59ZM69 132H70V131H69ZM78 132H79V131H78ZM78 132L76 133V135L79 134ZM146 132H147V133H146V134H147L146 136H147V138H148V132H149V131L147 130ZM197 132H200V133H197ZM219 132H220V131H219ZM219 132H218V133H219ZM227 132H229L230 134H232V132H230V131H227ZM237 132H238V131H236V134H237V135L242 134V136H243L242 131L239 132V133H237ZM247 132H248L250 135H249ZM263 132H264V130H263ZM66 133H68V132H66ZM112 133H113V132H112ZM112 133H111V134H112ZM130 133H132V131H131ZM165 133H166V132H165ZM181 133H182V132H180V134H181ZM183 133H184V132H183ZM183 133H182V135H184ZM203 133H204V132H203ZM253 133L256 134V135L252 136ZM257 133H258V132H257ZM260 133H262V134L260 135ZM111 134H110V135H111ZM113 134H114V133H113ZM180 134H179V135H180ZM223 134H224V133H223ZM227 134H228V133L225 132V134H224V137H225V138H227V137H229V136H230V137L233 136V135H230V134L227 135ZM236 134H234V137L237 136ZM40 135H42V134H40ZM53 135H54L55 138H57L55 141H53V140H54V139L52 138ZM59 135H60V136H59ZM149 135H150V134H149ZM194 135H195V134H194ZM215 135H218V134H215ZM56 136H57V137H56ZM111 136H113V135H111ZM142 136H144V135H142ZM146 136L144 137V138H145V141H147L148 143L152 142V140L148 141L150 138H149L148 140H146ZM150 136H152V135H150ZM150 136H149V137H150ZM153 136H154V135H153ZM163 136H164V135H163ZM166 136H168V135H166ZM166 136H165V137H166ZM180 136H181V135H180ZM180 136H179V137H180ZM205 136H206V135H205ZM208 136H209V135H208ZM208 136H207V137H208ZM226 136H227V137H226ZM239 136H240V139H241V135H239ZM76 137H78V135H77ZM155 137H157V136H155ZM182 137H183V136H182ZM184 137L186 138L185 135H184ZM51 138L53 139V140H51L52 142H56V141L58 140V138H61L62 141L59 142V143L56 142L57 144H56V143H52V142H51L52 144H50L49 142H50V139H51ZM73 138H74V139H73ZM139 138H140V136L137 138V141L139 140V144L142 143V142H144V138H142V139H143L142 142H140L141 138H140V139H139ZM168 138H169V137H168ZM180 138H181V137H180ZM185 138H184V139H185ZM214 138H215V137H214ZM238 138H239V137L231 138L232 140L234 139V140H233L234 142L232 141V143H235V142H236L235 139H238ZM243 138L245 139L244 136H243ZM61 139H59V141H60ZM65 139H66L67 141H65ZM117 139H118V138H117ZM165 139H166V138H165ZM182 139H183V138H182ZM231 139H230V140H231ZM250 139L247 138V139H245V141L248 140V141L251 142L252 139H251V140H250ZM69 140H70V141H69ZM128 140H129V139H128ZM135 140H136V139H135ZM230 140H229V141H230ZM238 140H239V139H238ZM238 140H237V142L239 143ZM64 141H65V142H64ZM120 141H121V140H119V144H120ZM130 141H133V140L130 139ZM130 141H128V142H130ZM183 141H184V140H183ZM206 141H207V140H206ZM212 141H213V140H212ZM224 141H225V140H224ZM248 141H246L245 143H247ZM255 141H256V138H255ZM196 142H197V141H196ZM196 142H195V143H196ZM226 142H227V141H226ZM230 142H231V141H230ZM237 142H236V143H237ZM242 142H244V140H243ZM252 142H253V141H252ZM252 142H251V143H247L246 145H244L245 143H243V146L246 148V147H248V145H249V148H251V150H252L253 147H254V150H255V149H256V150L261 149V150L263 151L264 144H263L262 146L259 145L260 147L257 149V147H258V143L253 144ZM153 143H154V141H153ZM238 143H237V144H238ZM48 144H49V145H48ZM113 144L115 145V146L113 145L115 148H116V147L118 148L119 144H118V146H116L115 143H113ZM186 144H187V143H186ZM207 144H208V143H207ZM252 144H253V145H252ZM256 144H257V145H256ZM78 145H79V144H78ZM179 145H180V144H179ZM212 145H213V143H212ZM224 145H227V144L224 143ZM238 145H239V144H238ZM240 145L242 146V143H241V142H240ZM250 145H252L253 147L250 146ZM63 146H64V145H63ZM192 146H193V145H192ZM228 146H229V145H228ZM65 147H64V148H65ZM77 147H78V146H77ZM120 147H121V144H120ZM120 147H119V149L121 150ZM217 147H218V145H217ZM231 147H233V145H231ZM234 147H235V146H234ZM255 147H256V148H255ZM262 147H263V148H262ZM206 148H207V147H206ZM214 148H215V147H214ZM214 148H213V149H214ZM236 148H237V147H236ZM236 148H235V150H236ZM249 148H247V149H249ZM76 149H77V148H76ZM211 149H212V146H211ZM221 149H222V148H221ZM221 149H220V150H221ZM226 149H227V148H226ZM241 149H242V148H241ZM77 150H78V149H77ZM116 150H117V149H116ZM200 150L203 151L204 149H200ZM207 150H208V149H207ZM216 150H219V149H215V150H213V151H207V155H208V153L211 154V155H213V156H214V155H217V156H215V157L212 156V157H213L212 160H216V163H217L218 160L220 159L221 155H222V154L224 155L226 152H225V151H219V153L222 152V153L220 154V157H219V155L217 154L218 151H216ZM233 150H234V149H233ZM237 150H238V149H237ZM237 150H236V151H237ZM249 150H250V149H249ZM251 150H250V151H251ZM121 151H122V150H121ZM123 151H124V150H123ZM215 151H216L217 153H216ZM240 151H241V150H240ZM259 151H260V150H259ZM262 151H261V152H262ZM77 152H78V151H77ZM212 152H215V154L212 153ZM224 152H225V153H224ZM247 152H248V151H247ZM244 153H245V152H244ZM257 153H258V152H257ZM259 153H260V152H259ZM262 153H264V151H263ZM223 155H222V156H223ZM226 155H228V154L226 153ZM226 155H225V156H226ZM229 155H230V153H229ZM229 155H228V157H225V158L222 157V161H221V162L219 161L220 163H219V162H218V163H219V164H222V162H224V163H226V162L229 163V162H230V163H231L232 160H231L230 156L233 155V154H231L230 156H229ZM234 155H235V151H234ZM234 155H233V157H234ZM236 155H237V154H236ZM244 155H246V154H244ZM251 155H252V153H251ZM251 155L249 154V156H251ZM209 156H210V155H209ZM261 156H262V154H261ZM216 157H217V158H216ZM218 157H219V158H218ZM237 157H238V156H237ZM239 157H240V155H239ZM239 157H238V158H239ZM246 157H247V156H246ZM258 157H259V156H258ZM61 158H62V159H61ZM214 158H216V159H214ZM226 158H227L228 160H226ZM243 158H244V157H243ZM243 158L241 159V157H240L241 160H243ZM251 158H252V157H250L249 159H251ZM210 159H211V157H210ZM217 159H218V160H217ZM223 159H225V160L223 161ZM229 159H230V160H229ZM62 160H64V161H62ZM75 160H77V157H76ZM196 160H197V159H196ZM220 160H221V159H220ZM235 160L238 161L237 158H236ZM247 160H248V159H247ZM247 160H246V159H245V161H240V160H239V162H240V163H241V162H246ZM254 160H256V159H254ZM262 160H263V158H262V159H261V158L257 159V163L259 164L260 162H262ZM135 161H136V160H135ZM194 161H195V160H194ZM248 161H250V163H252L251 160H248ZM248 161H247V162H248ZM252 161H253V160H252ZM52 162H53V163H52ZM71 162H72V161H70V164H72ZM146 162H147V161H146ZM154 162H155V161H154ZM213 162H214V161H213ZM247 162H246V163H243V164L246 165ZM263 162H264V161H263ZM56 163H59V162H56ZM214 163H215V162H214ZM228 163H226V164L228 165L227 167H225L226 164H225V165L222 164L223 167H225V168H219V167H217V166H215V165H214L212 168H215V169H216V167H217V170H218V169H222V170H223V169H225V170L227 169V170H226V174L228 175V174H229L228 172H229V170H230L231 167H232V166H231L230 164H228ZM237 163H238V162H237ZM240 163H238V164H239V167H240ZM248 163H249V162H248ZM250 163H249V165H251ZM52 164H53V165H52ZM70 164H68V166H69ZM73 164H74V166H76V165L79 166L78 163H77V164L73 163ZM137 164H138V163H137ZM151 164H152V163H151ZM155 164H156V163H155ZM231 164L234 165V163H231ZM238 164L235 165V168H234V166H233V168H234L235 170H237V169H236V166H238ZM241 164H242V163H241ZM255 164H256V163H255ZM48 165H49V164H48ZM66 165H67V164H66ZM162 165H163V164H162ZM229 165H230L231 167H229ZM247 165H248V164H247ZM247 165H246V166H243V165H242L243 167H240L239 169H241V168H245V167L247 168V167H248ZM253 165H254V163H253ZM70 166H71V165H70ZM141 166H142V165H141ZM218 166H219V165H218ZM260 166H261V165H260ZM114 167H115V166H114ZM114 167H112V169H113ZM116 167H118V166H116ZM119 167H120V165H119ZM124 167H125V165H124ZM138 167H139V166H138ZM143 167H144V166H143ZM145 167H147V166H145ZM148 167H150V166H148ZM167 167H168V166H167ZM228 167H229L230 169H229ZM249 167H250V166H249ZM256 167H257V166H256ZM55 168H56L57 170H56ZM109 168H110V167H109ZM161 168H162V167H161ZM212 168H207V169L204 168L203 171H201V169H199V170L197 171L198 173H195V174L193 175V176H194V179H193V177H191V178H192L193 181H194V180H195V176H196V174L199 175V174H201V173H202L201 176H203V174L205 173L204 176H205V178H206V177H208V176H207V172H209V173H208L209 177L207 178V180H209V178H210V180L213 179V177H211V175H212V176H214L215 178H217L216 176H218V177L223 176V177H221V178H222L221 181H225L224 179H226V178L224 177V175L227 176L226 174H224V173H225V172H224L225 170H223V171H222V170H218V171H219V172H218V173H219L218 175L214 172V173L216 174V176H215L214 173H212V174L210 175V171L212 172V170H213ZM246 168H245V170H248V169H249V168H248V169H246ZM263 168H264V165L262 164V167H260V168L258 167V168H257V169H259V170H254V171H252L253 169H251V172H253V174H254V172L256 173V172H259V171H263V170H264ZM73 169H74V168H73ZM116 169H117V168H116ZM150 169H151V168H150ZM152 169H153V168H152ZM208 169H212V170H208ZM254 169H255V168H254ZM261 169H262V170H261ZM47 170H48V169H47ZM110 170H111V168H110ZM142 170H143V169H142ZM145 170H147V172H148L147 174H148V175H146V174H144V175H146V176H150L151 172H150L147 168H145ZM217 170H216V171H217ZM245 170H244V171H245ZM49 171H50V170L47 171V175H46V176H48ZM63 171H64V172H63ZM151 171H153V170H151ZM155 171H156V170H155ZM200 171H201V172H200ZM206 171H207V172H206ZM220 171H222L223 174L220 173ZM249 171H250V169H249ZM50 172H51V171H50ZM138 172L140 173L141 171H138ZM138 172H137V174H138ZM142 172H143V171H142ZM149 172H150V173H149ZM156 172H158V171H156ZM236 172H237V171H236ZM238 172H239V171H238ZM263 172H264V171H263ZM74 173H75V172H73V175H74ZM143 173H145V172H143ZM158 173H159V172H158ZM167 173H168V171H167ZM259 173H261V172H259ZM64 174H65L66 176H64ZM67 174H68V175H67ZM134 174H135V173H134ZM152 174H156V173H155V172H154V173L152 172ZM152 174H151V175H152ZM239 174H241V173L239 172ZM62 175H63V176H62ZM139 175L141 176V174H139ZM142 175H143V174H142ZM156 175H158V174H156ZM166 175H167V174H166ZM166 175H165V176H166ZM171 175H172V174H171ZM219 175H220V176H219ZM237 175H238V174H237ZM237 175H236V176H237ZM258 175H259V174H257V177H258ZM261 175H262V173H261ZM261 175H260V178H263V179H261V180L259 179V181H257V180H258V179H257V180H256L257 182L255 183V184L258 185V186H260L259 184L262 183V182H260V181H262V180L264 181V175H263V176H261ZM70 176H71V175H70ZM160 176H161V175H160ZM175 176H176V175H175ZM238 176H239V178H240V177H241V178L243 177V175H241V176L238 175ZM238 176H237V177H238ZM110 177H111V176H110ZM137 177H138V176H137ZM151 177L153 178L154 175H152ZM170 177H171V176H170ZM170 177H169V178H170ZM176 177H177V176H176ZM196 177H197V176H196ZM199 177H200V176H199ZM237 177H236V178H237ZM257 177H256V178H257ZM61 178H63V179L61 180ZM108 178H109V177H108ZM141 178H143V177L141 176ZM147 178H150V177H147ZM147 178L145 177V179H147ZM152 178H150V180H151ZM162 178H163V177H162ZM162 178L160 177L161 180H162ZM178 178H179V177H178ZM205 178H204V179L202 178L203 180H199V179H201V178L198 179V177H197L198 180H197L196 183H199V184H197V185H195V186L200 185L201 182H202V183L206 182L207 185L209 184L210 186H211V184H212L211 188L213 187V185H214V187H215L216 184H218V183H216V182H215V183H214V182H211V183H210V182L206 181ZM215 178H214V179H215ZM223 178H224V179H223ZM46 179H47V177H46ZM66 179H65V180H66ZM132 179H133V178H132ZM143 179H144V178H143ZM143 179H141V182L143 181ZM153 179H154V178H153ZM156 179H157V178L155 177L154 180H156ZM218 179H219V178H218ZM234 179H235V178H234ZM48 180H49V179L45 180V184L48 182ZM113 180H114V178H113ZM126 180H128L127 177H126ZM135 180H136V179H135ZM135 180H134V182H135ZM150 180H149V182H150ZM163 180H164V179H163ZM163 180L161 181V184H159V182H157V181H160V180H157V181H156L157 183H156L155 181L152 180V181H151V182H152L151 185H153V184L155 183V184H159L158 186H160V185H162ZM168 180H169V179H168ZM168 180H167V181H168ZM204 180H205V181H204ZM210 180H209V181H210ZM245 180H246V179H245ZM245 180H243V181H245ZM102 181H103V180H102ZM130 181H131V178H130ZM130 181H127V182H126V181H125V182L122 181L123 183H126V184H125V188H124V186H122V187L119 186V190H120L121 188H124V189H121V190H125V189H126V185H129L128 183H130ZM138 181H139L138 184H139V185L141 184V187H142V184H143V183H140V178H138ZM138 181H136L135 184H133L134 182L132 183V181H131V183H132V185H133V186H132L133 189H132V187H130V186H131V183H130V186H127V188H131V189L134 191V188L136 187V186H134V185H137V182H138ZM145 181H146V180H144V183H145ZM211 181H212V180H211ZM254 181H255V179H254ZM254 181H253V182H254ZM57 182H58V183H57ZM118 182H119V180H118ZM122 182H120L121 185H122ZM147 182H148V181H147ZM149 182H148L147 185L144 184V185H146L147 187L143 185L144 187H146V189L149 188V186H150V185H149ZM153 182H154V183H153ZM164 182H166V179L164 180ZM168 182H169V181H168ZM168 182H167V183H168ZM170 182H171V181H170ZM217 182H219V180H218ZM258 182H260V183L258 184ZM61 183H62V184H61ZM105 183H106V182H105ZM190 183H191V182H190ZM202 183H201V184H202ZM213 183H214V184H213ZM224 183H225V182H224ZM244 183H245V182H244ZM45 184H44V189H45V186H48V185H45ZM47 184H48V183H47ZM57 184H58V186H55V185H57ZM65 184H66V183H65ZM106 184H107L108 186L111 185V187L113 186L111 183H110V184H109V183H106ZM120 184H119V185H120ZM155 184H154V186H155ZM171 184H172V183H171ZM225 184H226V183H225ZM225 184H224L223 186H222V185H221V186L224 187ZM107 185H106V187H107ZM117 185H118V184H117ZM139 185L137 186L138 188L136 187L135 189H139V190H140V188H139L140 186H139ZM165 185H166V184H165ZM207 185H206V188L209 186V185H208V186H207ZM227 185H228V184H226V187H227ZM245 185H246V183H245ZM245 185H243V186H244L243 188H246ZM261 185H263V184H261ZM40 186H41V185H40ZM42 186H43V185H42ZM69 186H70V185H69ZM69 186H67V188H68ZM154 186H152V187H154ZM158 186H157V188L159 189L160 187H158ZM162 186H164V184H163ZM170 186H172V185H170ZM174 186H175V185H174ZM221 186H216V190L218 189L217 192L219 191V188H217V187H220V190H221ZM100 187H101V186H100ZM103 187H105V186L103 185L101 188H103ZM114 187H115V186H114ZM152 187H151V188H152ZM198 187H200V186H198ZM226 187L222 188V192H223V191H227V190H223V189H225ZM260 187H261V186H260ZM260 187H259V188H260ZM262 187H263V186H262ZM67 188L65 187L66 190H67ZM142 188H143V187H142ZM163 188L166 189V187H163ZM169 188H170V187H169ZM195 188H196V187H195ZM200 188H202V187H200ZM200 188H199V189H200ZM203 188H204V190H206V188H205L204 185H203ZM208 188H209V187H208ZM208 188H207V189H208ZM211 188H209L208 190H206V192H208V193L210 192L209 194H211V193L213 192V191H212V192L209 191ZM243 188H242V189H239V191H237V192L235 191V189H234V190H233L232 188H231V189H232V191L235 192V195H237V194H239L238 192H240V193H244V191H246V189H248V188H246V189L244 190ZM256 188H257V187H256ZM36 189H37V188H36ZM41 189H42V188H41ZM84 189H85V188H84ZM144 189H145V188H144ZM146 189H145V192H147ZM152 189H153V188H152ZM155 189H156V188H155ZM158 189H157V190H158ZM160 189H162V188H160ZM167 189H168V188H167ZM177 189H178V188H177ZM212 189H213V188H212ZM231 189H229V190H231ZM249 189L251 190L250 186H249ZM252 189H253V188H252ZM260 189H261V188H260ZM260 189H257V191H258V190L260 191ZM262 189H264V187H263ZM262 189H261L260 193H258L260 196L257 194L258 197L253 198V199H257V198H259V197L262 198V196H264V195L261 196V194H262L263 191H264V190H262ZM42 190H43V189H42ZM66 190H65V191H66ZM99 190L101 191V189H99ZM126 190H127V189H126ZM129 190H130V189H129ZM129 190H127V191H129ZM171 190H172V188H171ZM173 190H174V189H173ZM180 190H181V189H180ZM191 190H192V189H191ZM204 190H203V191H204ZM216 190L214 189V195H215V194H216V195L218 194V193L215 192ZM241 190H242V192H241ZM253 190H254V189H253ZM35 191H36V190H35ZM141 191H142V189H141ZM148 191H150V189H149ZM155 191H156V190H155ZM159 191H160V190H159ZM159 191H156V192H159ZM165 191H166V190H165ZM259 191H258V192H259ZM37 192H38V191H37ZM40 192H41V191H40ZM43 192H44V191H43ZM124 192H125V191H124ZM130 192H131V191H130ZM130 192H129V193H130ZM139 192H140V191H138V193H139ZM145 192L143 191V193H144L145 196H146L149 192H147V193H145ZM151 192H152V191H151ZM162 192H164V189H163V191H160L159 194H160V193L162 194ZM168 192H170V191H168ZM168 192H167V195H165L166 198L164 197L165 199H162V196H161V195H160V196H161L160 198H161L162 200H165V203L163 202V203H164V206H165V204H168V202H170V204H172V206H171L170 204H169L167 207L165 206L166 209H168L167 211H166V209H165V211H166V212H168V211L171 212V211H173L171 208L174 206V203H176L177 200H181V199H180V197H178V196L175 195L174 193H170V194H169ZM173 192H175V191H173ZM177 192H178V191H177ZM201 192H202V191H201ZM219 192H221V191H219ZM222 192H221V193H222ZM228 192H229V191H228ZM228 192H226V193H228ZM234 192H230V193H233V195H234ZM261 192H262V193H261ZM121 193H122V192H121ZM141 193H142V192H141ZM141 193H140V194H141ZM143 193L140 195L141 197H140V196L138 197V195H135V194L133 193L135 196L133 195V198H132V199H134V197H137V198H138V199H137V202H138L140 198L145 197V196L143 195ZM153 193H154V192H153ZM164 193H165V192H164ZM181 193H183V192H181ZM194 193H195V192H194ZM203 193H204V192H203ZM208 193H207V195H208ZM245 193H246V192H245ZM256 193H257V192H256ZM60 194H61V193H60ZM117 194H118V196L120 195L119 193H117ZM117 194H116V195H117ZM122 194H123L124 196H125V194L127 195V193H125V194L122 193ZM149 194H151V193H149ZM149 194L146 196L147 198H144V199H143V200L146 199V200L144 201V203L142 202L143 200H142V201H139V203H143L144 206H146L147 208H148V205H150V204L153 205V202L156 201V200H155L156 198H155L154 196L150 195L151 197H148ZM173 194H174V195H173ZM178 194H179V193H178ZM204 194H206V193H204ZM212 194H213V193H212ZM212 194H211V195H212ZM219 194H220V193H219ZM223 194H224V193H223ZM252 194H254V193H252ZM252 194H251V195H252ZM7 195H8V192H7L6 196H7ZM114 195H115V194H114ZM123 195H122V196H123ZM130 195H131V197H132V194H131V193H130ZM130 195H129V196H130ZM142 195H143V196H142ZM154 195H155V194H154ZM183 195H185V194H183ZM224 195H225V194H224ZM239 195H240V194H239ZM247 195H249V194L247 193ZM247 195H246V194L244 195V197L246 196L247 198H246V197L244 198V197L242 196V197L244 198V200H242V199H243L242 197H241L242 199L240 198L241 200H240V199H239V200L242 201V202H243V201H244V202H248V201L250 202L251 200L254 201L253 199L249 200L248 197H255L256 194H254V195H252V196H251V195L247 196ZM36 196H37V194H36ZM65 196H66V195H65ZM101 196H102V195H101ZM101 196H98V198H96V199H97L96 203L98 202V204H97L98 207H100V205H101L100 203H102V204L104 203V199L108 201V200H111V199L113 198V196H111V197L109 196V197H108V198H111V199H106V198H107L106 196H104L103 199H102V198H99V197H101ZM122 196H121V197H122ZM129 196H128V197H129ZM156 196H157V195H156ZM163 196H164V195H163ZM189 196H191V195H189ZM189 196H187V199H190V198H188ZM34 197H35V196H34ZM121 197H119V198H118V197H115V198H118V199H120V200L122 199L120 202H121L122 205H123V200H127L128 197H127L126 199H124L125 197H124V198H123V197L121 198ZM131 197H129L130 200H131ZM158 197H159V196H158ZM192 197H193V196H192ZM192 197H191V198H192ZM202 197H203V196H202ZM211 197H212V196H211ZM229 197H231V196H229ZM234 197H235V196H234ZM234 197H233V198H234ZM65 198H66V197H65ZM65 198H64V199H65ZM129 198H128V200H129ZM160 198H159V199H160ZM209 198H210V197H209ZM37 199H38V198H36L35 201H36ZM96 199H95V200H96ZM118 199H117V200H116V199H113V200H111V201H112V202H113V201L117 202ZM166 199H167L168 202L166 201ZM185 199H186V198H185ZM245 199H246V200H245ZM259 199H260V198H259ZM79 200L82 201L83 199H79ZM86 200H87V199H86ZM95 200H94V202H95ZM128 200H127V204L130 202V200H129V202H128ZM134 200H135V199H134ZM134 200H133V203L136 205L137 203H136V201H134ZM175 200H176V201H175ZM205 200H206V199H205ZM218 200H219V199H218ZM39 201H40V200H39ZM49 201H50V199H49ZM102 201H103V202H102ZM107 201H106L104 204L109 203V201H108V202H107ZM255 201L258 202L257 200H255ZM259 201H260V200H259ZM41 202H42V201H41ZM41 202H40V203H41ZM112 202L109 203V204L111 205ZM115 202H114V203H115ZM120 202H118V203H120ZM124 202H125V201H124ZM131 202H132V200H131ZM131 202H130V204L132 205ZM179 202H181V201H179ZM184 202H185V201H184ZM188 202H189V201H188ZM188 202H187V203H188ZM235 202H236V201H235ZM256 202H255V204H256ZM263 202H264V201H263ZM263 202H262V203H263ZM125 203H126V202H125ZM125 203H124V205H125ZM139 203H138V204H139ZM159 203H161V201H160ZM187 203H186V204H187ZM49 204H50V203H49ZM61 204H62V203H61ZM68 204H69V203H68ZM71 204L78 205V201L71 202ZM80 204H81V203H80ZM99 204H100V205H99ZM143 204H140V206H141V207H140V208H141V212H142V210H143V211H144L143 214H146V212H148V211L146 210L147 208H144V209L142 208V207H144V206H142ZM181 204H182V202H181ZM233 204H234V203H233ZM252 204H254V203L252 202ZM53 205H54V204H53ZM131 205H130V206H131ZM135 205H132V206L134 207ZM154 205H155V206L157 205L156 202L154 203ZM161 205L163 206V204H161ZM161 205H160V206H161ZM179 205H180V204H179ZM182 205H184V203H183ZM189 205H190V204H189ZM231 205H232V204H231ZM238 205H239V204H238ZM259 205H260V204H259ZM259 205H258V206H259ZM263 205H264V203H263ZM101 206H102V205H101ZM136 206H137V205H136ZM164 206H163V207H164ZM169 206H170V208H169ZM175 206H176V208L178 209V212H179V213L177 212V209H176V208H173V209H176V211L174 210L175 212L173 211L172 213H170V216H169L170 218L173 217V219H170L169 217H166V216L164 217L165 219L168 218L167 221H168L169 219L171 220V222H170L171 225H177V224H178L177 222H173V220H174V217L177 219L178 216L180 215L181 212H180L179 209L182 210L183 207H184V209L182 210L181 215H183V214H184L185 216L187 215V213H186V214L183 213V212L185 211V207L187 208V206L184 205V206L181 208L180 206H178V203H177V205H175ZM175 206H174V207H175ZM177 206H178V207H177ZM191 206H192V205H191ZM60 207H61V206H60ZM98 207H97V208H98ZM179 207H180V208H179ZM230 207H231V206H230ZM232 207H233V206H232ZM245 207H246V206H245ZM261 207H262V205H261ZM261 207H260V208H261ZM54 208H55V207H54ZM90 208H92V207H90ZM100 208H101V207H100ZM127 208H128V207H127ZM130 208H131V207H130ZM136 208L138 209V207H136ZM136 208L134 207V208H132V209H135V210H136ZM188 208H190V207H188ZM197 208H198V206H197ZM224 208H225V207H224ZM258 208H259V207H258ZM55 209H56V208H55ZM163 209H164V208H163ZM163 209H161V210H163ZM170 209H171V210H170ZM193 209H194V208H193ZM210 209H211V208H210ZM245 209H246V208H245ZM253 209H254V208H253ZM263 209H264V208H261V210H263ZM88 210H89V209H88ZM145 210H146V211H145ZM153 210H154V207H153ZM161 210H160V211H161ZM188 210H189V209H188ZM201 210H202V209H201ZM203 210H204V209H203ZM213 210H215V209H213ZM61 211H62V210H61ZM61 211H60V212H61ZM127 211H128V209L126 210V212H127ZM154 211H155V210H154ZM156 211H157V210H156ZM189 211H190V210H189ZM191 211H192V210H191ZM194 211H195V210H194ZM204 211H205V210H204ZM233 211H234V210H233ZM252 211H253V210H252ZM52 212H53V211H52ZM128 212H129V211H128ZM130 212H133V211L131 210ZM130 212H129V213H130ZM136 212H137V211H135V213H136ZM152 212H153V211H152ZM163 212H164V211H163ZM185 212H187V209H186ZM195 212H196V211H195ZM197 212H199V211H197ZM202 212H203V211H202ZM202 212H201V213H202ZM205 212H206V211H205ZM205 212H204V213H205ZM220 212H221V211H220ZM234 212H235V211H234ZM88 213H89V211H88ZM173 213L178 214V216H176V215L174 216ZM207 213H208V212H206V214H207ZM211 213H212V212H211ZM215 213H216V212H215ZM242 213H243V212H242ZM250 213H251V212H250ZM53 214H54V213H53ZM85 214H86V213H85ZM133 214H134V213H133ZM171 214H172L173 216H171ZM206 214H205V215H206ZM239 214H240V212H239ZM139 215H140V214H139ZM141 215H142V213H141ZM193 215H194V214H193ZM202 215H204V214L202 213ZM202 215L199 213V215L197 216V217H198V220H199V218L202 219V218H201ZM208 215H209V217L212 216V215L209 214V213H208ZM210 215H211V216H210ZM230 215H231V214H229L228 217H227L229 223H231V221H232L231 217L233 216V215H231V216H230ZM261 215H262V214H261ZM135 216H136V215H135ZM185 216H184V218H181V219H183V220H182V223H181L182 226H183V224L186 222V221H184L186 218H187V220H189V219H188V215H187L186 218H185ZM223 216H224V214H223ZM225 216H226V214H225ZM229 216H230V218H229ZM248 216H249V215H248ZM262 216H263V215H262ZM202 217H203V216H202ZM205 217H206V216H205ZM209 217H208V218H209ZM218 217H219V216H218ZM191 218H192V217H191ZM206 218H207V217H206ZM206 218H204V219H206ZM212 218H213V219H212V221H213V220H214V216H213ZM237 218H238L237 220L241 219L242 222H244V221H243V218H240V216H238ZM255 218H256V217H255ZM181 219H180L178 222H181ZM195 219H196V218H195ZM204 219H202V220H204ZM216 219H217V218H216V216H215V220H216ZM219 219L221 220L222 217L219 218ZM223 219H224V218H223ZM177 220H178V219H177ZM202 220H201V221L199 220V221L201 222V224H202V222L205 223L207 219L205 220V222L202 221ZM217 220H218V219H217ZM230 220H231V221H230ZM241 220L237 221V224H238L240 227H239L237 224H236V225H237L238 227L236 228V226H235V229H239V230H240V228H241V230L239 231V233H240V232L243 233V232L246 230V227H245V226L247 225V224H246L247 222H246V223L244 222L245 224H243V225H244L245 228H243V226L241 225V223H238V222H241ZM249 220H250V219H249ZM262 220H263V219H262ZM28 221H30V220H28ZM174 221H175V220H174ZM183 221H184V222H183ZM196 221H197V220H196ZM199 221H198V222H199ZM207 221H209V220H207ZM212 221H211V222H212ZM260 221H261V220H260ZM30 222H31V221H30ZM164 222H165V221H164ZM172 222H173V223H172ZM190 222H191V221H190ZM213 222L215 223V221H213ZM255 222H256V220H255ZM255 222H254V220H253V222L251 221L252 224H251V226H250V229H251L252 231H249V234H250V232H254V231H253L254 229H256V230L258 229V227H257V224H258V223L255 224ZM31 223H32V227H33L34 221L31 222ZM59 223H60V222H59ZM167 223H168V225L170 224L169 221L166 222V224H167ZM174 223H177V224H174ZM186 223H187V222H186ZM186 223H185V224H186ZM188 223H189V222H188ZM188 223H187V225H188ZM191 223H192V222H191ZM207 223H208V222H207ZM216 223L219 224L220 221H219V223H218V221H217ZM216 223L213 224V225H217ZM222 223H223V222H222ZM253 223L255 224L256 227L253 225ZM194 224H195V223H194ZM194 224H193V225H194ZM197 224H198V223L196 222L195 225L197 226ZM199 224H200V223H199ZM201 224H200V225H201ZM232 224L234 225V223H232ZM22 225H23V224H22ZM22 225H21V224H20V225H17L18 227L16 226V228H17L18 230H20V231H24L25 228L22 227ZM28 225H29V224H28ZM191 225H192V224H191ZM191 225H190V226H191ZM195 225H194V227H195ZM200 225H198V226H200ZM209 225H211V229H212V228H213V230L215 229V226H213L212 223H211V224L208 223V225L205 223L204 226H203V225H201V226H203V228L206 229L205 227H208ZM252 225H253V226H252ZM263 225H264V224H263ZM13 226H15V224L10 226V224L7 223V226L5 225V226H3L4 228H3L2 230L0 229V240H3V241L0 242V245H1L2 243H6V240L8 241L9 238H10V240H13V241H14V238H15V241H14V242H16V241L19 240V238H16V236L14 237V234H15L18 230H17L15 227H13ZM23 226H24V225H23ZM159 226H161V225H159ZM162 226H163V225H162ZM162 226H161V227H162ZM212 226H213V227H212ZM221 226L223 227V225L220 224V228H221ZM258 226L260 227V225H258ZM163 227H169V226H163ZM173 227H175V226H173ZM187 227H188V226H187ZM254 227H255V228H254ZM14 228H15V229H14ZM156 228H157V227H156ZM156 228L152 227V230H153V229H156ZM175 228H177V227H175ZM175 228H174V229H175ZM185 228H186V227H185ZM189 228H190V227H189ZM192 228H193V227H192ZM197 228H198V227H197ZM223 228H224V230L226 229L225 227H223ZM228 228H229V227H228ZM252 228H253V229H252ZM261 228H262V226H261ZM124 229H126V228L124 227ZM157 229H159V231H165V229H166V232H164L165 235H166V233H168V232L170 231L169 228H165V229L163 228L162 230H161V228H157ZM157 229H156V230H157ZM167 229H168V230H167ZM209 229H210V227H209ZM242 229H245V230L242 231ZM156 230H155V231L153 230L154 232L148 230L147 233L149 234V233L152 232L153 234L156 235V234L158 233V232H156ZM187 230H189V229H187ZM217 230H218V228H217ZM217 230H216V231H217ZM221 230H222V229H221ZM226 230H227V229H226ZM228 230H231V229L229 228ZM228 230H227V231H228ZM232 230H233V229H232ZM256 230H255V232H260V231H256ZM258 230H259V229H258ZM260 230H261V229H260ZM7 231H8V232H7ZM121 231H122V230H121ZM157 231H158V230H157ZM167 231H168V232H167ZM233 231H234V230H233ZM191 232H192V231H191ZM191 232H190V234H191ZM193 232H194V231H193ZM201 232H202V231H201ZM220 232H221V231H219V233H220ZM255 232H254V233H255ZM261 232H262V233H260V235L262 234V236H264V235H263V234H264V233H263V232H264V231H263V228H262ZM96 233H97V232H96ZM147 233H146L145 235H147ZM164 233H163V234H164ZM170 233H171V232H170ZM170 233H168V235H170ZM186 233L188 234L189 232L186 231ZM186 233H185V234H186ZM239 233L237 234V235H239V236L236 235V232L233 234L235 237L237 236L236 238L233 236V237H234V238H233V241H235L236 239L241 238ZM244 233H245V232H244ZM16 234H17V233H16ZM72 234H73V233H72ZM158 234H159V236H160V234H162V233H158ZM163 234H162L161 236H163ZM185 234H184V236L182 235V238H183V239H181V240H182L181 243H180V239H179L178 237H177L178 239H176V241L174 240V242L176 243V245H174V246H175V247H174L175 249H174V251H173L174 253L171 251V252H170V255H169V258H170V256H171V253H173V255L175 254V252H176V251H175V250H176V246H178V244L180 243V245L182 244V245L180 246L181 249L179 250V248H177V250H178L177 252H179L180 254L176 252V253L179 254V255H181V253H182L183 251H185V252L187 251V252H186V254L188 253L187 256H190L191 254H193V255H191L192 257H194V256L197 257V256L200 254V256H202V255H203V256H202V257H199V258H203L204 255L208 254L207 256L215 255V256L222 257V258H224V259H226V260H228V261L231 260V263H230V262H229V263H227V262L225 263V261H223V264H232V263L234 262V261L232 262V260H234V259H235V260L239 259V261H242V260L245 259L244 255H243L244 258L241 256V253L244 254V250H241V249H240V250L242 251V252L240 253V250L238 249V250H239V253H240V254H239L238 251H236V250H234V249L231 248V247H232L231 245H230V246H227L228 244H226V245H220V244H216V243H215V244L206 243L207 241L204 240L205 242H203L202 239H201L202 242H200V241H198V240H197V241H196V240H193L196 236L190 239V238L187 237L188 235L186 236ZM190 234H189V235H190ZM143 235H144V234H142L141 236H143ZM155 235H154V236H155ZM191 235H192V234H191ZM221 235H222V234H221ZM224 235H225V236H224ZM224 235L222 236L223 238L221 237L222 240L225 239V238H226L225 240H228L227 237H229V235L227 236L225 232H224ZM243 235H244V234H243ZM254 235H255V234H252V233H251L252 238H253ZM256 235L259 237V233L256 234ZM256 235H255V236H256ZM61 236H62V235H61ZM157 236H158V235H157ZM159 236H158V237H159ZM185 236H186V237H185ZM255 236H254L253 240L255 239ZM257 236H256V237H257ZM18 237H19V235H18ZM98 237H99V236H98V233H97L96 240L99 239ZM168 237H169V236H168ZM244 237H245V236H244ZM246 237H248V236L246 235ZM260 237H261V236H260ZM260 237H259L258 239H260ZM11 238H13V239H11ZM141 238H144V239H142V241H143V240H144V241H147L148 239L151 238V236H150L149 238H148L147 236H143V237H141ZM141 238H140V239H141ZM146 238H148V239H146ZM160 238H164V240H165V238H167V237L164 236V237H160ZM170 238H171V237H169V239H170ZM180 238H181V237H180ZM204 238H205V237H204ZM249 238H250V237H249ZM152 239H153V238H151L150 240H152ZM167 239H168V238H167ZM171 239H173V238H171ZM198 239L200 240V238H198ZM205 239H206V238H205ZM245 239H246V238H245ZM250 239H251V238H250ZM256 239H257V238H256ZM177 240H179V241H177ZM208 240H209V238H208ZM212 240H213V239H212ZM222 240L220 239V241H222ZM230 240H232V238L230 239V237H229V240H228V241H230ZM240 240H241V239H240ZM240 240H239V241H240ZM253 240H251V241H253ZM263 240H264V238H263L262 241H261L262 243L264 242ZM4 241H5V242H4ZM213 241H215V240H213ZM213 241H212V242H213ZM220 241H217V243L220 242ZM228 241H227V242H228ZM247 241H248V240H247ZM251 241H250V242H251ZM257 241H258V240H256L255 242H257ZM140 242H141V241H140ZM178 242H179V243H178ZM210 242H211V241H210ZM225 242H226V241H224L223 244H224ZM231 242H232V241H231ZM213 243H214V242H213ZM229 243H230V242H229ZM243 243H244V242H243ZM243 243L241 242V244H243ZM230 244H231V243H230ZM247 244H248V243H247ZM253 244L256 245L257 243H254V242H253ZM259 244H260V242H259ZM132 245L135 246V247H133L135 251H137V250H136L137 247L140 248V246H137V247H136V245H135L134 243H133ZM132 245H131V246H132ZM239 245H240V244H239ZM239 245H238V247H239ZM260 245L263 246V244H260ZM260 245H259V246H260ZM234 246H235V244H234ZM236 247H237V246H236ZM236 247H235V248H236ZM256 247L259 248L258 246H256ZM133 248H132V250H133ZM141 248H142V247H141ZM242 248H243V247H242ZM254 248H255V246H254ZM261 248H262V247H261ZM156 251H157V250H156ZM180 251H182V252H180ZM258 251H259V250H258ZM258 251H257V252H258ZM133 252H134V251H133ZM133 252H132V253H133ZM158 253L160 254V251H159ZM183 253H184V252H183ZM189 253H191V254H189ZM263 253H264V252H263ZM263 253H262V255H263ZM154 254H155V255H154L155 257H161L159 254H158L159 256H157L155 252H154ZM162 254H163V253H162ZM168 254H169V253H168ZM194 254H196V255H194ZM182 255H183V254H182ZM182 255H181V256H182ZM175 256H176V255H174V257H172V258H175ZM187 256H186V257H187ZM191 256H190V257H191ZM207 256H205V257H207ZM124 257H125V256H124ZM164 257H165V256H164ZM176 257H180V256L177 255ZM219 257H218V258H219ZM165 258H168V255H167V257H165ZM181 258H185V255H184L183 257H181ZM187 258H188V257H187ZM199 258H198V259H199ZM210 258H211V257H210ZM214 258H215V257H214ZM214 258H213V256H212V258H211L212 261H211V260H209L208 257H207V258H206V261L209 260V261H208V264H211V263H213V259H214ZM240 258H243V259L240 260ZM189 259H190V258H189ZM198 259L196 258V259H195L196 261L194 260V261H195V264H196V263H199V264L201 263L200 260H202V259H200V260H198ZM170 260H171V258H170ZM184 260H185V259H184ZM187 260H188V259H187ZM192 260H193V259H192ZM192 260H191V261H192ZM197 260H198V262H197ZM204 260H205V259H204ZM204 260H203V264L205 263ZM215 260H216V259H215ZM219 260L221 261L222 259H219ZM245 260H246V259H245ZM191 261H189V262H191ZM194 261H193V263H192V262H191V263L188 262V264H194ZM220 261L217 262V263L221 264ZM175 262H176V261H175ZM175 262H174L173 264H177V263H175ZM178 262H179V261H178ZM180 262H182V261H180ZM180 262H179V263H180ZM210 262H211V263H210ZM221 262H222V261H221ZM247 262H248V261H247ZM247 262L244 261V263H247ZM160 263H163V262L161 261ZM165 263H168V262H165ZM169 263H170V261H169ZM179 263H178V264H179ZM182 263H183V262H182ZM182 263H181V264H182ZM239 263H240V262H239ZM248 263H249V262H248ZM163 264H164V263H163ZM171 264H172V263H171ZM183 264H186V262L184 261ZM201 264H202V263H201ZM206 264H207V263H206ZM215 264H216V262H215Z\"/></svg>",
    "mask_w": 264,
    "mask_h": 264
}]
</instances>
